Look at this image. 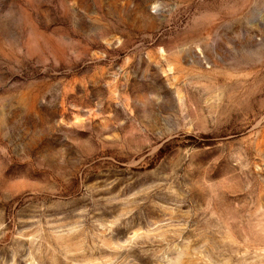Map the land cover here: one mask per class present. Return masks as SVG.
Wrapping results in <instances>:
<instances>
[{"label": "rangeland", "instance_id": "1", "mask_svg": "<svg viewBox=\"0 0 264 264\" xmlns=\"http://www.w3.org/2000/svg\"><path fill=\"white\" fill-rule=\"evenodd\" d=\"M0 264H264V0H0Z\"/></svg>", "mask_w": 264, "mask_h": 264}]
</instances>
